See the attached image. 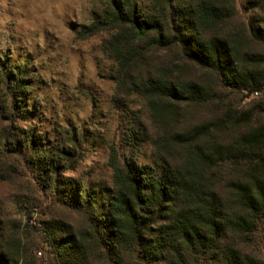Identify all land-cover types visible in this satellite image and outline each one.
Instances as JSON below:
<instances>
[{
  "label": "trees",
  "instance_id": "16d2710c",
  "mask_svg": "<svg viewBox=\"0 0 264 264\" xmlns=\"http://www.w3.org/2000/svg\"><path fill=\"white\" fill-rule=\"evenodd\" d=\"M244 1L252 15L242 27L236 24V0H95L93 19L79 36L105 35L116 91L147 103L158 130L150 140L139 120L128 127L129 153L151 141L154 163L111 156V187L100 195L66 177L81 157L84 138L71 139L72 149L48 147L18 127L28 114L27 71L3 70L2 151L27 159L44 194H54L86 218L83 232L53 220L31 230L43 244L47 264H92L96 258L106 264H261L244 247L264 226V151L259 147L264 133L250 131L228 142L216 135L233 125L247 126L254 111L264 113V101L252 113L223 112L218 120L181 126L187 109L222 101L221 91L264 97V0ZM253 44L263 52L254 51ZM163 51L177 60L155 62ZM179 61L213 80L183 76ZM173 152L181 161L168 159ZM227 170L238 175L225 181L229 198L224 199L217 184ZM10 233L0 226V264H32Z\"/></svg>",
  "mask_w": 264,
  "mask_h": 264
},
{
  "label": "rangeland",
  "instance_id": "374dc122",
  "mask_svg": "<svg viewBox=\"0 0 264 264\" xmlns=\"http://www.w3.org/2000/svg\"><path fill=\"white\" fill-rule=\"evenodd\" d=\"M236 8V24L243 27L252 13L245 12L244 0H236ZM96 9L95 0H0V102L3 70H26L31 88L26 105L28 114L18 120V127L29 136H38L48 147L61 145L70 149L71 139L84 138L81 157L66 177L82 190L100 195L111 187V156L120 160L131 156L142 165L154 163L151 141L129 153L124 136L128 127L139 120L147 128L150 140H155L158 130L147 103L116 91L115 66L104 51L105 35L84 40L79 36ZM251 47L263 52L258 45ZM154 58L159 63L165 59L175 62L176 57L163 51ZM177 66L183 76L195 81L213 80L191 64L179 61ZM220 96L222 101L217 99L206 107L187 109L182 128L218 120L223 118V112L252 113L264 101V97L245 99L229 91H221ZM256 130L264 133V113L258 110L252 113L247 126L233 125L214 134L228 142ZM259 147L264 151V143ZM179 154L173 152L168 159L181 161ZM235 175L237 172L232 170L218 175L217 190L224 199L229 198L225 181ZM39 178L27 159L2 151L0 146V226L16 236L28 251L32 264H47L43 244L31 230L35 232L51 220L80 232L87 226L82 213L68 208L54 194L46 196ZM97 210L100 211L98 207ZM263 235L264 226H259L244 247L245 253L259 259L261 264H264ZM92 264L106 263L96 258Z\"/></svg>",
  "mask_w": 264,
  "mask_h": 264
}]
</instances>
